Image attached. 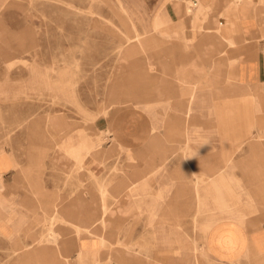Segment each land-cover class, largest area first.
Listing matches in <instances>:
<instances>
[{
  "label": "crops",
  "instance_id": "crops-1",
  "mask_svg": "<svg viewBox=\"0 0 264 264\" xmlns=\"http://www.w3.org/2000/svg\"><path fill=\"white\" fill-rule=\"evenodd\" d=\"M234 2L176 0L153 22V29L159 33L157 39L176 38L169 74L177 92V116L167 124L177 130L176 195L182 196L185 206H191L192 210L199 208V213L204 215L199 225L204 245L198 246L193 241L195 264H199L200 255L215 264H245L250 258L261 259L264 264V216L250 218L232 212L264 211V0H241L237 6ZM5 5V1L0 0V10ZM117 9H121L119 4ZM168 25L169 30L165 29ZM140 33V39L133 30L129 34L131 42L125 44L124 52L118 57L121 62L145 54L152 39L145 32L143 36ZM122 46L123 42H119V53ZM163 67L160 62L161 74ZM154 68L155 65L147 61L141 72L149 77V71ZM167 81L166 74V78L161 75L158 83L150 84L160 98ZM124 104L134 108L142 105L133 99L121 101L119 97L113 103ZM217 112L221 116L219 122ZM253 112L262 120L255 121ZM107 113L105 109L104 114ZM183 114L206 116L207 121L185 128L178 118ZM64 122L59 116L48 119L49 127L57 136L67 133L68 125ZM157 129L154 123L149 127L150 137L122 139L120 126L97 124L96 139L83 132L77 136L68 134L59 154H48L47 160H41L37 166L34 159L25 160L20 153L0 151V259L27 258L24 261L29 264H99L106 245H115L125 228L129 236L132 222L138 221L142 210L151 212V222L159 216L160 222L156 225L167 227L162 220L167 212L166 200L158 203L157 198L164 187H154V202L153 199L146 202L143 208L135 199L137 193L143 198L149 194L148 181L145 178L136 181V178L163 169L168 160V140L152 135ZM180 130L198 132V135L193 133L191 138H180ZM112 136L109 141L108 137ZM106 144H110L107 148H112L102 151ZM121 150H126V154H118V158L110 162L118 163L126 174L118 178L121 179L118 185L109 192L104 183H100L102 191L80 185L87 179V172L80 171L79 185L69 179L82 162L87 166L88 156L96 161L92 172L98 178L103 174L102 155ZM137 162L145 164L144 171H139L141 166L137 168ZM185 163L191 164L193 175L197 176L202 169L209 180H215L217 189L208 190L203 198L194 184L189 188L188 183L185 188L184 178L189 176L183 169ZM192 180L194 183L195 178ZM234 180L239 181L236 187L249 186L251 192L233 195ZM106 193L111 194L110 205L106 204L104 195L99 196ZM89 195L95 197L89 198ZM124 195L134 197L121 206L117 200ZM200 201L203 202L195 207ZM232 202L238 206H233ZM52 218L55 219L53 224ZM99 224L100 230L95 229ZM50 231L52 238L47 240L45 236ZM37 243L40 246L36 248ZM40 251L57 253L51 257L63 261L40 258ZM108 257L115 264H150L146 258L142 260L120 249L104 256Z\"/></svg>",
  "mask_w": 264,
  "mask_h": 264
},
{
  "label": "rangeland",
  "instance_id": "rangeland-1",
  "mask_svg": "<svg viewBox=\"0 0 264 264\" xmlns=\"http://www.w3.org/2000/svg\"><path fill=\"white\" fill-rule=\"evenodd\" d=\"M3 1L6 5L0 10V151L20 153L25 160L34 159L37 166L41 160H47L48 154H59L68 134L77 136L83 132L96 139L97 124L108 123L123 129L122 139L144 138L145 135L150 137L149 127L155 123L158 129L152 135L168 140V160L163 169L143 173L136 178V181L141 178L148 181L149 194L143 198L137 193L135 199L143 208L146 202L152 199L154 202V187H164L165 190L157 198L158 203L166 200L167 212L162 220H165L167 227L160 228L156 225L160 222L159 216L151 222V212L142 210L138 221L132 222L130 235L128 236V230L125 228V231L119 234L115 245H106L99 259L102 264H115L104 256L120 249L142 260L146 258L150 264H195L193 241L198 246L204 245V235L199 226L204 215L199 213L197 207L203 201L196 202L197 205L194 206L198 209L192 210L191 206L183 204L182 196L178 198L176 195L174 176L177 130L167 124V121L175 120L177 116V92L169 74L172 67L171 56L175 57L172 47L176 38L157 39L159 33L153 29L155 18L161 16L164 10L167 11L176 0ZM234 1L237 6L241 0ZM118 4L120 10L117 9ZM168 28L169 25L165 29L169 30ZM132 30L135 31L137 39H140V32H145L152 42L142 57L121 62L118 57L124 52L125 44L131 42L129 34ZM119 42H123L120 53ZM147 61L155 65V68L149 71V77L141 72ZM160 62H163V74ZM166 74L168 81L163 84V96L160 98L150 84L158 83L161 75L166 78ZM117 97L121 101L133 99L142 105L138 108L126 104L113 105ZM179 99L182 100L181 97ZM158 100L160 102H157ZM186 100L184 97L185 102ZM181 105L183 104L180 101ZM105 109L107 114H104ZM252 115L255 121L262 120L260 116L256 118L254 112ZM56 116L62 117L64 124L68 125L67 133L60 136L55 135L48 124V119ZM178 118L185 128L192 123L207 121L206 116L199 117L197 114H183ZM216 121H220L218 112ZM178 133L180 138L185 139L191 138L193 133L198 135V132L190 130H180ZM113 137H108L109 141ZM107 146L110 144H106L102 151L112 148ZM118 154L122 156L126 154V150L102 155L103 174L98 178L92 172L96 161L93 156H88L87 166L82 162L80 167L69 175V179L73 183L77 181L79 185V176L82 174L80 171L84 172L83 174L87 172V179L84 183L82 180L80 185L88 189L96 187L102 191L100 183H104L109 192L113 186L118 185L121 180L118 178L126 174V170L123 171L118 163L110 162L116 160ZM186 154L187 151L184 150L185 158ZM142 163L137 162V168L141 166L139 171L145 170V164ZM190 166L191 164L185 163L183 168L185 175L186 172L189 175L187 179L184 178L185 188L188 183L189 188L194 184V189L199 191L203 198L208 190L214 192L217 189L215 180H209L202 169L197 176L193 175ZM192 177L195 178L194 183ZM236 182L239 181L234 180L231 187L233 195L251 192L249 186L236 187ZM218 189L222 191L223 187ZM102 195L105 196L106 204L110 205L111 194L99 196ZM91 197L95 196L89 195V198ZM133 197L120 196L117 204L122 206ZM232 204L236 205L233 202ZM232 212H239L250 218L264 216L262 210ZM54 220L52 218L51 224ZM100 226L99 224L95 229L100 230ZM160 230L163 233L160 234ZM45 238L51 240V231ZM39 246L37 243L35 247ZM54 254L57 255L51 251H40L38 255L40 258L53 259L51 255ZM55 259L63 261L62 258ZM89 259L93 261L91 256ZM24 260L28 259L1 258L0 264H29ZM199 264L215 263L200 255ZM245 264H263V260L250 258Z\"/></svg>",
  "mask_w": 264,
  "mask_h": 264
},
{
  "label": "bare ground",
  "instance_id": "bare-ground-1",
  "mask_svg": "<svg viewBox=\"0 0 264 264\" xmlns=\"http://www.w3.org/2000/svg\"><path fill=\"white\" fill-rule=\"evenodd\" d=\"M189 6H190V4H189ZM125 11V10H124ZM126 12V11H125ZM129 14V13H128ZM130 15V14H129ZM129 15H128V17H129ZM121 16V15H120ZM127 17V18H128ZM124 19V18H123ZM130 19V18H129ZM131 20V19H130ZM125 23V22H124ZM162 23V22H161ZM155 24V23H154ZM163 24V23H162ZM128 26V25H127ZM159 26V25H158ZM164 27V26H163ZM128 28V27H127ZM127 28H125V29H127ZM130 29V28H129ZM160 29V28H159ZM128 31V30H127ZM137 31V30H136ZM135 32V31H134ZM137 32H139V31H137ZM130 33V32H129ZM140 34H142V33H140ZM143 34H145L144 32H143ZM143 34H142V36H143ZM126 35V34H125ZM132 36V35H131ZM167 37V36H166ZM128 38V37H127ZM140 38V37H139ZM128 40V39H127ZM140 41V40H139ZM128 43V42H127ZM221 111V110H220ZM226 115V114H225ZM223 116V115H222ZM221 117V116H220ZM219 117V118H220ZM224 117V116H223ZM221 120V119H220ZM226 121H228V120H226ZM116 139V138H115ZM120 143V142H119ZM83 155V154H82ZM143 182V181H142ZM133 185V184H132ZM139 185H141V184H139ZM137 187V186H136ZM106 209H104V211H105ZM110 213V212H109ZM109 213H108V215H109ZM110 215H111V217H112V213H110ZM106 220V219H105ZM76 230V229H75ZM88 230V229H87ZM96 232V231H95ZM52 233V232H51ZM94 234V233H93ZM52 235V234H51ZM79 235V234H78ZM56 238V237H55ZM103 241V240H102ZM105 241V240H104ZM97 257V256H96ZM53 259H55V258H53ZM95 259V258H94ZM108 259H109V257H108ZM76 260H78V259H76ZM79 261H80V257H79ZM97 261V260H96ZM82 262V261H81ZM77 263V262H76ZM80 263V262H79ZM92 263V262H91ZM93 263H94V261H93ZM101 264H102V262H100ZM99 263V264H100ZM67 264H68V262H67ZM78 264V263H77ZM82 264V263H81ZM84 264V263H83ZM85 264H86V262H85Z\"/></svg>",
  "mask_w": 264,
  "mask_h": 264
}]
</instances>
